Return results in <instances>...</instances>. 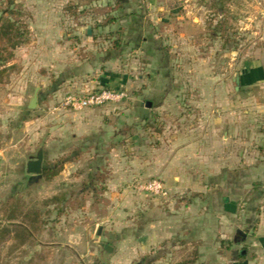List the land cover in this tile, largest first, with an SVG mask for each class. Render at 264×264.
<instances>
[{"label": "rangeland", "instance_id": "obj_1", "mask_svg": "<svg viewBox=\"0 0 264 264\" xmlns=\"http://www.w3.org/2000/svg\"><path fill=\"white\" fill-rule=\"evenodd\" d=\"M118 1L0 0V28L13 26L19 42H0L7 60L0 69L7 71L0 83V227L10 230L0 242V264H200L197 251L159 259L162 234L153 221L187 198L163 171L139 168L176 131L205 128L221 139L218 94L232 100L238 93L242 125L254 120L264 129V95L237 84L264 63V0ZM133 18L161 59L137 43ZM164 77L181 96L161 108L148 97ZM24 81L25 97L9 105ZM9 83L17 86L8 91ZM36 90L38 107L30 110ZM103 91L126 97L83 110L67 105ZM249 111L256 114L250 122ZM41 149L44 169L59 170L50 180L27 172ZM98 159L104 163L92 182ZM154 182L166 194L146 189Z\"/></svg>", "mask_w": 264, "mask_h": 264}, {"label": "crops", "instance_id": "obj_2", "mask_svg": "<svg viewBox=\"0 0 264 264\" xmlns=\"http://www.w3.org/2000/svg\"><path fill=\"white\" fill-rule=\"evenodd\" d=\"M135 21L137 43L147 46L148 55L161 59L159 52H151L148 47L153 41L148 43L140 36V20ZM239 83L241 90H260L264 95V63L251 66L241 74ZM103 84L108 83L103 80ZM15 86L9 83L8 91ZM26 88L27 81L21 82L6 102L14 105L13 100L24 98ZM164 89L168 91L162 92ZM151 95L149 100L158 101L161 108L164 101L176 102L181 96L168 77L158 78ZM213 100L221 109L222 116L214 126L221 132V139H217L215 131L206 132L205 128L176 131L164 142L163 152L153 150V161L139 168L142 174L163 171L173 190L187 198L183 204L158 212L153 228L161 231L157 243L163 247L156 253L160 259L166 253L177 255L183 250L191 255L197 251L200 264H264V129H258L254 120L250 122L256 118L250 111V123L242 125L238 93L232 100L224 94ZM148 108L141 110L143 122ZM9 110L13 111L10 107ZM103 163V159H98L91 164L92 182ZM250 243V249L244 248Z\"/></svg>", "mask_w": 264, "mask_h": 264}, {"label": "built area", "instance_id": "obj_3", "mask_svg": "<svg viewBox=\"0 0 264 264\" xmlns=\"http://www.w3.org/2000/svg\"><path fill=\"white\" fill-rule=\"evenodd\" d=\"M125 97V94H118L113 91H103L101 93H92L83 99L69 98L67 100V105L74 107L76 110H83L103 106L108 103L119 102ZM146 189L157 195L166 194L165 190H163L161 185L157 182L150 184L149 188Z\"/></svg>", "mask_w": 264, "mask_h": 264}, {"label": "trees", "instance_id": "obj_4", "mask_svg": "<svg viewBox=\"0 0 264 264\" xmlns=\"http://www.w3.org/2000/svg\"><path fill=\"white\" fill-rule=\"evenodd\" d=\"M118 4L120 5V7H122L123 5V1H118ZM13 26H8L7 30L5 32H3V29L0 28V42L2 41L3 36L5 38H7L9 43H13L12 47H17L19 45V42H13L14 39L11 38L12 33L10 31V29H12ZM119 46L121 45L120 43L118 44ZM7 62L6 59L3 58L2 52L0 50V69L5 68L4 64ZM6 70H1L0 71V83H3V78H4V74H6ZM59 173V170H53V169H45L43 172V177L46 180H50L52 178H54L55 176H57ZM21 229V228H20ZM27 232L24 231V229L20 230V236H25ZM10 234V230L8 228H1L0 227V242L3 241L8 235ZM185 264H189V263H185Z\"/></svg>", "mask_w": 264, "mask_h": 264}, {"label": "water", "instance_id": "obj_5", "mask_svg": "<svg viewBox=\"0 0 264 264\" xmlns=\"http://www.w3.org/2000/svg\"><path fill=\"white\" fill-rule=\"evenodd\" d=\"M87 34L88 35L92 34L91 29L88 30ZM237 84H238V86L240 85L239 78L237 79ZM37 107H38V90H36L34 97L30 101L29 109L34 110ZM43 162H44V152L41 149L38 152L36 159L29 161V163L27 165L28 174L34 176L35 179H37L38 177H41L43 175L44 170H45L44 166H43ZM102 229H103L102 227L99 228L98 233H97L98 237L101 236ZM244 237H246V236L244 235ZM103 247H104V250L108 253H111L113 251L112 247H110L109 245H104Z\"/></svg>", "mask_w": 264, "mask_h": 264}]
</instances>
